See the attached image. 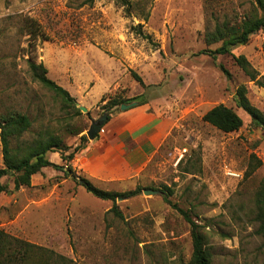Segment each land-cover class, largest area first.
<instances>
[{
	"label": "rangeland",
	"instance_id": "rangeland-1",
	"mask_svg": "<svg viewBox=\"0 0 264 264\" xmlns=\"http://www.w3.org/2000/svg\"><path fill=\"white\" fill-rule=\"evenodd\" d=\"M130 1L131 17L115 0H0V116L19 113L31 121L13 148L53 138L74 148L94 121L106 117L109 97L144 94L154 110L176 121L170 141L135 180L97 184L120 192L141 187L137 196L117 200L123 218L108 212L111 201L65 175L67 167H46L29 187L16 188L13 175L1 178L10 190L0 195V229L76 264H187L190 226L163 200L167 186L172 201L205 226L213 264H264L255 221L264 130L238 107L236 96L245 86L250 102L264 113V86L234 58L245 56L264 85V30L229 54L205 52L219 46L208 45L205 33L216 22L242 18L254 1ZM140 23L150 39L132 29ZM29 61L43 63L90 115L78 114L34 80ZM219 104L241 116L239 130L226 133L203 120ZM145 189L157 193L146 195Z\"/></svg>",
	"mask_w": 264,
	"mask_h": 264
},
{
	"label": "trees",
	"instance_id": "trees-1",
	"mask_svg": "<svg viewBox=\"0 0 264 264\" xmlns=\"http://www.w3.org/2000/svg\"><path fill=\"white\" fill-rule=\"evenodd\" d=\"M90 2L94 0H88ZM116 3L123 7L126 16H132L134 8L130 0H115ZM253 6L248 13L242 18L236 19L234 22L223 20L216 22L212 30L205 33V40L208 45L219 44L214 50H206L212 56L219 54L231 53V47L247 44L251 36L261 30H264V0H253ZM134 32L146 39H150V35L145 34L142 30V24H137L132 27ZM264 50V42H263ZM236 63L244 70L252 81L264 86L260 79L257 78V72L251 68L249 61L245 56H234ZM29 71L34 80L38 81L42 86L52 91L60 97L65 103L73 106L78 114L81 110L76 106V98L70 92L59 85L48 75V69L43 63L28 62ZM221 70L229 75L224 66L220 65ZM135 79L143 86V79L134 73ZM144 99H140V98ZM237 105L243 109L250 117L252 123L264 130V113L255 105H253L247 95L245 86H240L236 92ZM106 100L103 96L101 102ZM144 94L124 99L121 97H109L106 103V108L109 112L105 117V126L113 116L121 112L122 105H143L148 103ZM89 116L90 113L87 112ZM203 120L218 130L229 133L239 130L243 125L241 116L231 107L224 104H219L208 110ZM31 121L24 114H9L0 116V137L3 151L4 167L0 169V195L4 192H9V185L1 182V178L6 175H13L15 178L16 188L31 186L32 176L40 173L43 168L52 167L57 170H64L65 175L71 176L73 180L82 186L87 192L101 200H109L112 202L108 212L114 213L117 217L123 218V213L120 210L117 200L118 198L128 199L137 196L141 192V187L131 191H115L107 190L97 186L92 180L82 174H75L71 162L81 153L87 144L90 142L86 135L80 137V142L74 148L68 145L60 138L50 140H36L27 146L24 144L18 145L17 148L11 146L13 140H19L25 132L29 130ZM102 126V128H103ZM99 136V133L95 138ZM170 141L168 137L162 144ZM49 153H58L63 161L62 165H58L49 159ZM163 200L175 209L189 224L190 235L192 239L191 258L187 264H213V254L207 247L206 235L203 232L204 225L196 221L191 213L186 209L179 207L171 199L172 190L165 186L161 191ZM255 221L258 225L257 233L264 240V179L262 180L255 196ZM0 264H76L74 260L56 251L23 240L19 237L11 235L0 229Z\"/></svg>",
	"mask_w": 264,
	"mask_h": 264
},
{
	"label": "crops",
	"instance_id": "crops-1",
	"mask_svg": "<svg viewBox=\"0 0 264 264\" xmlns=\"http://www.w3.org/2000/svg\"><path fill=\"white\" fill-rule=\"evenodd\" d=\"M176 121L150 103L122 110L71 162L77 174L98 183L135 180L171 134ZM49 159L62 165L58 153ZM45 169V168H43Z\"/></svg>",
	"mask_w": 264,
	"mask_h": 264
},
{
	"label": "water",
	"instance_id": "water-1",
	"mask_svg": "<svg viewBox=\"0 0 264 264\" xmlns=\"http://www.w3.org/2000/svg\"><path fill=\"white\" fill-rule=\"evenodd\" d=\"M136 103H131L129 105H122L121 109L122 110H126L128 108H130L131 106H134ZM76 105L80 108V110L82 112H88V109L82 105H79L78 103H76ZM104 121H105V117L102 119H99L98 121H94L90 127V129L86 132V135L88 137L89 140H93L95 139V137L97 136V134L100 132L102 126L104 125ZM144 194L146 195H153L156 194L157 191L154 190H150V189H145L143 190ZM118 200H121V198H118Z\"/></svg>",
	"mask_w": 264,
	"mask_h": 264
}]
</instances>
